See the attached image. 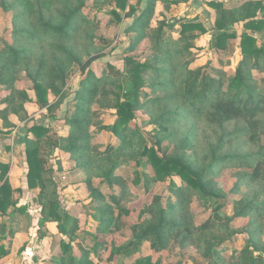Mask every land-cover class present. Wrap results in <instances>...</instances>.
Here are the masks:
<instances>
[{
  "label": "rangeland",
  "instance_id": "rangeland-1",
  "mask_svg": "<svg viewBox=\"0 0 264 264\" xmlns=\"http://www.w3.org/2000/svg\"><path fill=\"white\" fill-rule=\"evenodd\" d=\"M83 1L81 14L93 32L81 16L73 22L70 40L60 45L80 63L42 76L48 87L44 101L23 70L12 74L10 85L0 81V132L18 125L24 136L32 125L46 128L42 194L39 186L28 188L25 169L13 171L19 181L13 188L9 183L14 206L0 213V264H233L250 242H257L264 256V53L253 59L261 67H251L247 79L252 113L242 104L230 107L223 91L242 58L241 34L255 39L248 48L264 46V24L256 22L264 18V0H154L153 6L140 0L130 18L117 0ZM247 3L258 7L253 16L214 28L219 9L242 15ZM12 16L0 7V50L6 41L27 50L21 56L25 63L46 67L55 58L67 65L50 43L13 39ZM185 23L199 26L182 32ZM225 31L233 37L217 39ZM89 35L99 54L91 61L95 54L85 50ZM177 49L188 51L177 55ZM126 56L149 65L141 72L137 100L125 73ZM210 82L219 88L206 87L207 102L196 111L186 94L192 88L203 92L201 86ZM122 91L130 92L135 106L132 123L120 136L98 131L115 120L113 98ZM10 96L12 108L6 102ZM143 148L198 159L199 169L211 164L208 189L221 197L188 191L175 174L156 179ZM125 157L108 177V158ZM51 200L58 203L59 223L50 214ZM210 247L217 254L207 259L203 253Z\"/></svg>",
  "mask_w": 264,
  "mask_h": 264
},
{
  "label": "trees",
  "instance_id": "trees-1",
  "mask_svg": "<svg viewBox=\"0 0 264 264\" xmlns=\"http://www.w3.org/2000/svg\"><path fill=\"white\" fill-rule=\"evenodd\" d=\"M154 0H148V4L150 6L154 5ZM140 0H135V2H131L129 0H117V6L120 10L123 11V16L125 18L132 17L137 8L139 6ZM84 4L83 0H1V8L3 10H11L13 12L12 16V29L9 31V35L16 39L17 37L28 39L32 43L39 42L42 47L46 45V43L52 44L51 48L53 50H57L67 61V65L61 66L55 58H52L51 62L47 64L46 67L40 66L38 63L29 64L25 63V58H21L22 53L27 50L20 49L19 46L15 47L14 44H9L6 41H3V46L0 50V74L4 79L0 80L3 84L10 85L12 81V74H16L19 70L25 71L28 79L33 84V89L36 92L39 101H44V95L46 93V85H44V80L42 76H49L53 71H57V73L62 74L66 66L71 63H77L79 59L73 53H71L68 46H61L63 42L69 41L71 38L72 27L74 26L73 22L82 17V23L85 27L90 28L91 32H93V27L91 26L92 22L81 14V8ZM216 3H211V5L215 6ZM258 5V4H257ZM217 6V5H216ZM258 7H253L251 3H247L243 6L242 15L237 14L234 10H224L219 9V14L215 17L214 20V28L221 29L226 27L228 24H232L239 19L245 18V16H253ZM261 10L264 8L261 7ZM147 12V11H146ZM114 17L119 21L121 20V16L116 12L112 11ZM148 14V13H146ZM240 15V16H238ZM144 15H141L140 19H143ZM257 23L263 25L264 18H259ZM253 23V22H250ZM137 25V24H136ZM91 26V27H90ZM196 26L197 24L185 23L182 26V32L190 30ZM134 27V26H132ZM164 24H160L158 26V31H162ZM229 33V34H226ZM218 38H227L233 37L230 32H222L217 34ZM91 35L86 37V45L85 50L86 54H95L89 58V61L98 57L97 50L94 44L91 43ZM255 42V39L249 36L246 32L241 34V39L239 42L240 45V53L242 54V58L236 68L235 74L231 77L226 89L224 91L226 103L230 107H234L237 104H242L247 114L252 113L254 107L253 102L247 96L252 92V86L248 84L247 79L250 75L251 67L260 68V62L255 61L260 54L264 53V46H260L259 48H248V46H252ZM157 47L161 48V41L157 39ZM188 51L187 49L181 50L177 49L176 54L182 55ZM255 58V60H253ZM24 63V65H22ZM124 66L126 67V75L130 82H132L134 88L136 89L135 96L133 100H137L139 97V88L143 84V80L141 78V72L144 69L148 68L149 65L144 63L135 62L132 57L126 56L124 58ZM81 67L82 64H81ZM55 78V75H53ZM0 82V83H1ZM52 91L58 93L57 88L51 86V84H47ZM204 88L203 92L197 93L194 92V88L190 90L186 94V98L190 101V105L199 111L201 105L207 102V89L219 88L215 82H210L206 86H201ZM121 89V86L118 87ZM121 97H124L121 100ZM131 94L128 91H122L121 95L119 93L115 94L113 98V107L116 112L115 120L110 125H102L98 127V131L106 132L110 131L113 134L120 136L121 132L128 128L132 123L135 114H134V104L130 101ZM23 100L26 102L32 101L30 97L24 95ZM15 101L13 96H10L6 99V102L12 108V102ZM5 102V103H6ZM3 110H0V113ZM3 122H7V117L2 115ZM157 123L159 121L157 120ZM76 125L75 130H79V124L74 123ZM14 128V126H12ZM10 127V128H12ZM11 131V130H10ZM46 132V128L41 125H32L27 128L24 132V136H22L21 141L25 147V156H26V164H27V173H26V184L28 188L34 189L36 187H40V191L42 194L43 191V172L44 169L41 170V165L43 163V158L41 157V141L42 137ZM31 133L32 138H28L27 134ZM219 146L217 147V149ZM74 149V148H72ZM213 152L210 154V158L215 159L216 149H213ZM143 155H147V160L151 164L152 168L155 171L156 179L165 180L166 178H170L172 174L177 175L180 180L184 184V188L188 191H197L202 196H212L215 198H220L221 195L208 189L210 183V175L212 174V166L209 164L208 166L199 169L197 167L198 159H190L181 157L179 155L173 156H164L159 155L156 150L153 148L145 149L142 151ZM208 154V153H207ZM207 154H205V157ZM128 158H124L120 160L118 158L117 161L112 162L110 158H108L106 167L109 169L106 175L111 176L112 170L119 166V164L125 161ZM41 167V168H40ZM0 179L2 183L0 184V213H5L7 208L14 206V201L11 198V188L9 182L7 180L6 174L8 171V165H0ZM134 182H137L135 180ZM51 205L50 214L54 217V221L59 223V215L56 212L58 203L57 201H50ZM164 212L167 210L165 208H161ZM16 210H22V207L17 208ZM67 248V246H66ZM217 254V251L214 247L208 248L204 253V257L210 259ZM239 260L233 261V264H264V256L263 252L258 246L257 242H250L249 246L243 250L241 254L238 256Z\"/></svg>",
  "mask_w": 264,
  "mask_h": 264
},
{
  "label": "crops",
  "instance_id": "crops-1",
  "mask_svg": "<svg viewBox=\"0 0 264 264\" xmlns=\"http://www.w3.org/2000/svg\"><path fill=\"white\" fill-rule=\"evenodd\" d=\"M20 129L17 125L11 131L5 133L0 132V165H8L6 177L9 183H11L10 180L13 182L11 185L12 188L16 186V182L19 181L16 173H13V171L22 174L25 169V173H27L25 147L21 141L23 129ZM3 131H5V129H3ZM31 190L35 191L37 187Z\"/></svg>",
  "mask_w": 264,
  "mask_h": 264
}]
</instances>
